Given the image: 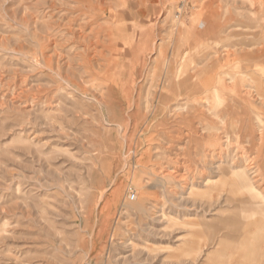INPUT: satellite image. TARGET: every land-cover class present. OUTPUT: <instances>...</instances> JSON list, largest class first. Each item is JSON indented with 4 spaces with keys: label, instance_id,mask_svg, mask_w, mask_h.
I'll return each instance as SVG.
<instances>
[{
    "label": "rangeland",
    "instance_id": "rangeland-1",
    "mask_svg": "<svg viewBox=\"0 0 264 264\" xmlns=\"http://www.w3.org/2000/svg\"><path fill=\"white\" fill-rule=\"evenodd\" d=\"M253 54L264 0H0V264H246Z\"/></svg>",
    "mask_w": 264,
    "mask_h": 264
},
{
    "label": "bare ground",
    "instance_id": "bare-ground-1",
    "mask_svg": "<svg viewBox=\"0 0 264 264\" xmlns=\"http://www.w3.org/2000/svg\"><path fill=\"white\" fill-rule=\"evenodd\" d=\"M263 56V55H262ZM261 55H249V68H254L258 73H262L264 75V60ZM250 85H251V97L255 98L257 101L264 102V79L257 78L255 75L252 76L250 74ZM134 100V99H133ZM262 106V105H261ZM262 110H258L254 107L252 102V117H253V127L256 126L261 127L264 130V117L261 116ZM131 124V123H130ZM257 131V130H256ZM259 138V137H258ZM264 141V134L258 140ZM263 144L258 145L255 144V135H254V148L258 150V162L256 164V182L257 188L254 182L247 178L245 172L240 169H236V171H231L230 173L224 171L222 169V176L220 177L219 183L221 187H224L229 190V193H238L244 195L245 202L252 203L251 206L247 207V211L250 216H253L255 219V224L258 229L253 231L239 230L240 219L235 215L230 223V232L228 234V239L231 246V251L233 255L244 256V262L246 264H264V187L262 191H260V184H264V147ZM248 168V167H247ZM211 191H206V194L210 192L218 191V188L214 185ZM230 193V197H231ZM242 195V196H243ZM231 199V198H230ZM233 200V199H232ZM241 210V206L239 204H234L233 212H239ZM236 214V213H234ZM241 231V232H240ZM240 232V233H239ZM260 236V240L257 242V238ZM261 248H260V246Z\"/></svg>",
    "mask_w": 264,
    "mask_h": 264
},
{
    "label": "crops",
    "instance_id": "crops-1",
    "mask_svg": "<svg viewBox=\"0 0 264 264\" xmlns=\"http://www.w3.org/2000/svg\"><path fill=\"white\" fill-rule=\"evenodd\" d=\"M216 256H217V257H220V256L223 257L222 253L217 252L216 254H213V255H211V257H209L211 263H212L211 260H212L213 258H215ZM245 263H246V262H245ZM236 264H237V263H236ZM239 264H240V263H239Z\"/></svg>",
    "mask_w": 264,
    "mask_h": 264
},
{
    "label": "built area",
    "instance_id": "built-area-1",
    "mask_svg": "<svg viewBox=\"0 0 264 264\" xmlns=\"http://www.w3.org/2000/svg\"><path fill=\"white\" fill-rule=\"evenodd\" d=\"M130 196L133 198V195L132 194Z\"/></svg>",
    "mask_w": 264,
    "mask_h": 264
}]
</instances>
